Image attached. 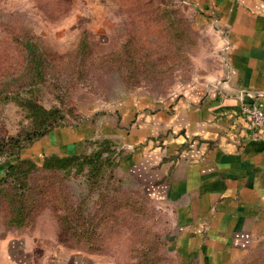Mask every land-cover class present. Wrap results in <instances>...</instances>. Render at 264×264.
I'll return each instance as SVG.
<instances>
[{
	"label": "rangeland",
	"instance_id": "1",
	"mask_svg": "<svg viewBox=\"0 0 264 264\" xmlns=\"http://www.w3.org/2000/svg\"><path fill=\"white\" fill-rule=\"evenodd\" d=\"M27 41L38 47L40 67ZM223 56L222 33L198 24L183 0H0V177L15 161L10 136L25 142L33 127L20 97L57 107V125L75 124L86 114L97 118L103 103L128 92L162 97L186 83L217 85L225 72ZM34 154L41 163L40 153ZM102 170L91 177L86 169L32 170L29 181L50 186L59 203L45 194L27 225L6 223L7 195L15 183L3 181L0 264H190L177 253L178 225L170 207L120 173L114 158ZM64 213L72 226L62 225ZM235 264H264V252Z\"/></svg>",
	"mask_w": 264,
	"mask_h": 264
},
{
	"label": "crops",
	"instance_id": "2",
	"mask_svg": "<svg viewBox=\"0 0 264 264\" xmlns=\"http://www.w3.org/2000/svg\"><path fill=\"white\" fill-rule=\"evenodd\" d=\"M183 2L198 24L223 35L221 83H186L162 97L128 92L103 103L97 118L50 129L22 155H69L109 137L121 154L118 171L170 207L178 255L235 264L264 252V135H253L237 96L264 91V0Z\"/></svg>",
	"mask_w": 264,
	"mask_h": 264
},
{
	"label": "trees",
	"instance_id": "3",
	"mask_svg": "<svg viewBox=\"0 0 264 264\" xmlns=\"http://www.w3.org/2000/svg\"><path fill=\"white\" fill-rule=\"evenodd\" d=\"M26 48L32 53L31 58L35 66L40 67L42 63L41 56L36 44L27 41ZM18 101L28 111L33 127L24 134L25 142H20L18 137L10 136V142L17 147V151H14L15 161L7 166L4 175L0 177V191L2 190L1 183L9 179V177L15 183L7 195L5 221L9 225L30 224L38 208L43 205L42 200L45 194H48V202L59 203V200H54V189L50 188V186L40 184L35 180L29 181V174L32 170L37 172L41 169L45 172H56L61 170L68 171L72 168L77 171L86 169L88 177H91V175L98 176L103 171L105 163L113 162L114 158V165H117L121 157L114 141L109 137L102 136L96 139H89L85 148L78 153L64 156L54 153L46 154L42 158L41 163H38L31 156H22L19 151L28 147L34 140L46 134L50 129L64 124L57 125L61 116L57 107H45L38 100L30 97H20ZM96 141H98V146L91 151H87L88 144L90 142L95 144ZM60 221L65 227L74 224L71 223V218L66 213L60 215Z\"/></svg>",
	"mask_w": 264,
	"mask_h": 264
},
{
	"label": "built area",
	"instance_id": "4",
	"mask_svg": "<svg viewBox=\"0 0 264 264\" xmlns=\"http://www.w3.org/2000/svg\"><path fill=\"white\" fill-rule=\"evenodd\" d=\"M237 96L240 99V111L247 119L249 127L253 128V135H264V91L255 93L241 88Z\"/></svg>",
	"mask_w": 264,
	"mask_h": 264
}]
</instances>
